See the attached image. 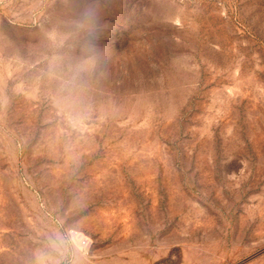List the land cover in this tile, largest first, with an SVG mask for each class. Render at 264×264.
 <instances>
[{"label": "rangeland", "instance_id": "rangeland-1", "mask_svg": "<svg viewBox=\"0 0 264 264\" xmlns=\"http://www.w3.org/2000/svg\"><path fill=\"white\" fill-rule=\"evenodd\" d=\"M0 264H264V0H0Z\"/></svg>", "mask_w": 264, "mask_h": 264}, {"label": "built area", "instance_id": "built-area-1", "mask_svg": "<svg viewBox=\"0 0 264 264\" xmlns=\"http://www.w3.org/2000/svg\"><path fill=\"white\" fill-rule=\"evenodd\" d=\"M83 245H84L85 247H89L90 242L88 241V239H84V240H83Z\"/></svg>", "mask_w": 264, "mask_h": 264}]
</instances>
